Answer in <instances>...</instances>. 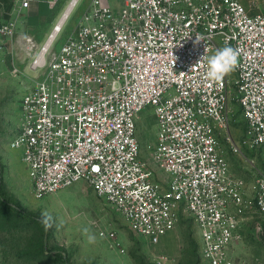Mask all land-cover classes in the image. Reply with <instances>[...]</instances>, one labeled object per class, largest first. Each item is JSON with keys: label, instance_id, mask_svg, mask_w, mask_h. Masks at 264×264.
I'll use <instances>...</instances> for the list:
<instances>
[{"label": "built area", "instance_id": "built-area-1", "mask_svg": "<svg viewBox=\"0 0 264 264\" xmlns=\"http://www.w3.org/2000/svg\"><path fill=\"white\" fill-rule=\"evenodd\" d=\"M31 1L12 0L11 13ZM69 19L62 12L40 47L26 42L36 81L22 95L11 146L23 151L34 196L84 180L155 244L182 210L194 221L205 264H238L232 248L243 240L245 220L251 212L264 217V173L248 201L218 139L225 136L236 152L264 147V11L250 14L241 0H91L57 49ZM17 29L18 19L0 23L1 50ZM221 44L239 53L232 82L229 75L209 81L207 61L197 64ZM231 100L247 126L240 145L231 136ZM148 105L158 125L153 159L168 176L166 188L141 155L137 120Z\"/></svg>", "mask_w": 264, "mask_h": 264}, {"label": "rangeland", "instance_id": "rangeland-1", "mask_svg": "<svg viewBox=\"0 0 264 264\" xmlns=\"http://www.w3.org/2000/svg\"><path fill=\"white\" fill-rule=\"evenodd\" d=\"M69 1L59 10L56 19L65 10ZM90 1H79L56 44L57 49L73 35ZM252 1L256 2L255 7L264 9V0H241L248 8L247 11ZM37 8L38 15L49 13L47 6L40 4ZM54 10V7H51L49 16H43L36 21L30 18L31 11L30 17L14 14L9 18L0 19V23L11 18L18 19L15 39L8 43V49H0V162L3 166L5 196L25 213L45 222L46 252L52 251L56 256L50 260L38 255L35 262L29 263L59 264L58 252L62 251L68 258V264H160L159 258L165 256L170 259L168 264L188 262L203 264L194 221L182 210L179 211L180 220L176 228L155 244L133 232L122 214L84 180L42 199L34 196L28 168L22 160L23 151L20 148H13L11 141L19 129L22 95L26 88L36 81L33 73L29 72L32 57L28 54L26 42L28 38H32L37 47L44 43L53 24L45 27L47 29L45 33L42 29L51 20ZM40 20V27H34L35 22L39 23ZM222 47L225 46L219 45V48ZM234 79L235 73L232 72L229 74V81L232 82ZM230 94L234 96V87L230 89ZM230 110L233 115L231 136L234 143L240 145L247 135L246 122L234 100L230 102ZM137 124L142 158L154 171L156 181L166 188L168 176L165 171L158 168L153 159L158 132L153 106L148 105L141 111ZM218 141L220 150L230 164L231 172L245 182V198L252 201L256 193L257 177L264 173V147L249 148L244 145L242 152H236L225 136H220ZM245 222L249 225L244 238L233 246L232 254L237 258L238 264H258L257 257L264 242V232L261 229L264 217L257 212H251ZM105 230L115 231V238L103 235L102 232ZM36 236L38 230L28 234V238L35 239ZM8 257L6 264L27 262V257L19 261L12 256Z\"/></svg>", "mask_w": 264, "mask_h": 264}, {"label": "trees", "instance_id": "trees-1", "mask_svg": "<svg viewBox=\"0 0 264 264\" xmlns=\"http://www.w3.org/2000/svg\"><path fill=\"white\" fill-rule=\"evenodd\" d=\"M240 111V109H238ZM241 113V111H240ZM245 121V120H244ZM38 230L35 239L28 238L31 231ZM196 231V228H195ZM46 226L42 220L25 213L5 196L3 166L0 162V248L2 253L1 264L7 263L8 256L18 259L27 257L35 262L36 256L41 255L45 259L53 260L56 256L46 252ZM198 243V240H197ZM199 247V243H198ZM59 264H68V258L62 251L58 252ZM200 254V252H199ZM201 256V255H200ZM202 261V258H201ZM203 264H205L202 261ZM187 264H191L188 262Z\"/></svg>", "mask_w": 264, "mask_h": 264}, {"label": "crops", "instance_id": "crops-1", "mask_svg": "<svg viewBox=\"0 0 264 264\" xmlns=\"http://www.w3.org/2000/svg\"><path fill=\"white\" fill-rule=\"evenodd\" d=\"M67 1L68 0H60V1L56 2V3H51L48 0H32L30 2V4H29L28 8H26L25 10H23L20 13V15H24V16L27 15V16H29V11H31L32 12V15H31V17L30 16L29 17L33 21H36L37 19H40L43 16H45V17L49 16L50 15V11H51V7H54L55 10H54V13H52L53 16H52L51 20L49 21V23H47V25H45L43 27V29H44L46 26H49V25H52V24H53L52 26H54V24L58 20L56 18H57L58 14H59V10L65 5V3ZM40 4L41 5H44V6H47V8L49 9V13H45L43 15H38V13H36V12L38 11V8L37 7ZM255 6H256V2L255 1H252V3H250V8H249V11H248L250 14H256V13H259V12L264 11V9L263 10H260L259 7H255ZM11 7H12V0H0V19H2V18H9L10 16L13 15L11 13ZM246 9H248V8L246 7ZM35 25L36 26H34V27H40L41 20L39 21V23L35 22ZM37 25H39V26H37ZM43 29H42L43 33L47 32V29L46 28H45V30H43ZM248 225H249V223L247 222L244 225L243 229H242L243 238H244V233L246 232V229L248 228ZM261 229L264 232V222L262 224ZM258 256H259V257H257V259H259V263L258 264H264V242L262 244L261 251L258 254ZM245 259H248V257H245ZM1 261H2V253H1V248H0V264H1Z\"/></svg>", "mask_w": 264, "mask_h": 264}, {"label": "clouds", "instance_id": "clouds-1", "mask_svg": "<svg viewBox=\"0 0 264 264\" xmlns=\"http://www.w3.org/2000/svg\"><path fill=\"white\" fill-rule=\"evenodd\" d=\"M203 40L202 37H196V42ZM239 53L231 46L219 48L211 56H203L201 61H207L206 78L212 82L223 81L224 78L232 73L238 64Z\"/></svg>", "mask_w": 264, "mask_h": 264}, {"label": "bare ground", "instance_id": "bare-ground-1", "mask_svg": "<svg viewBox=\"0 0 264 264\" xmlns=\"http://www.w3.org/2000/svg\"><path fill=\"white\" fill-rule=\"evenodd\" d=\"M78 3H79V0H72L71 1V3L63 11V19H69L70 18V15L73 13V11L77 7Z\"/></svg>", "mask_w": 264, "mask_h": 264}]
</instances>
